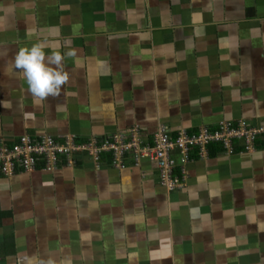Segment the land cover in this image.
Instances as JSON below:
<instances>
[{
    "label": "crops",
    "instance_id": "0c3cea01",
    "mask_svg": "<svg viewBox=\"0 0 264 264\" xmlns=\"http://www.w3.org/2000/svg\"><path fill=\"white\" fill-rule=\"evenodd\" d=\"M38 40L74 52L44 101L13 62ZM223 123L264 125V0H0V144ZM233 147L192 149L172 193L131 155L0 177V264H264V137Z\"/></svg>",
    "mask_w": 264,
    "mask_h": 264
},
{
    "label": "built area",
    "instance_id": "2783aa9c",
    "mask_svg": "<svg viewBox=\"0 0 264 264\" xmlns=\"http://www.w3.org/2000/svg\"><path fill=\"white\" fill-rule=\"evenodd\" d=\"M140 133L137 128H133L128 139L118 134L101 141L91 138L85 143L78 142L75 136L59 140L50 135H22L10 146L0 144V177L37 170L54 172L62 165L75 168V158L79 154L88 156L95 165H99L102 158L109 155L112 167L125 169L127 157L131 155L136 165L146 159L154 162L160 187L172 193L184 186V165L192 149H196L199 157H202L209 145L219 144L227 155L232 156L236 153L233 144L241 141L242 150L250 152L254 150L256 138L264 137V125L250 130L245 124L232 127L231 124L223 123L214 131L199 129L197 133H180L176 137H172L161 126L153 136V144H146L140 138Z\"/></svg>",
    "mask_w": 264,
    "mask_h": 264
},
{
    "label": "clouds",
    "instance_id": "9594fccd",
    "mask_svg": "<svg viewBox=\"0 0 264 264\" xmlns=\"http://www.w3.org/2000/svg\"><path fill=\"white\" fill-rule=\"evenodd\" d=\"M33 33L29 32L31 36ZM55 33H53L54 35ZM65 55H74L70 51L62 54L59 44L50 45L37 41L30 47H21L14 56V67L28 85V92L36 101L60 95L62 86L68 81L69 74L64 70ZM47 264H54L49 260Z\"/></svg>",
    "mask_w": 264,
    "mask_h": 264
},
{
    "label": "trees",
    "instance_id": "16d2710c",
    "mask_svg": "<svg viewBox=\"0 0 264 264\" xmlns=\"http://www.w3.org/2000/svg\"><path fill=\"white\" fill-rule=\"evenodd\" d=\"M5 216H7V215L4 214V213H0V220H2L3 218H5Z\"/></svg>",
    "mask_w": 264,
    "mask_h": 264
}]
</instances>
